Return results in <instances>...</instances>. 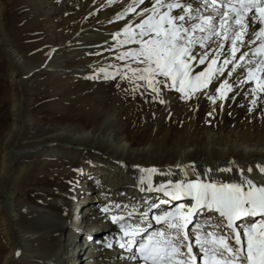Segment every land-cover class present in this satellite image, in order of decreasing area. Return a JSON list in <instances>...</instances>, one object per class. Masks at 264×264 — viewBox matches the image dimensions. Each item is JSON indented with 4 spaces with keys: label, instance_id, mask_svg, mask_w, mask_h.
Segmentation results:
<instances>
[{
    "label": "bare ground",
    "instance_id": "6f19581e",
    "mask_svg": "<svg viewBox=\"0 0 264 264\" xmlns=\"http://www.w3.org/2000/svg\"><path fill=\"white\" fill-rule=\"evenodd\" d=\"M32 1L20 5L17 12L28 36L38 44L31 57L24 58L8 43L6 34H2L4 24L9 35L13 31L7 1L0 0V15L3 17L0 20V45L10 61L11 80L20 81L18 67L32 61L45 69L61 68L66 70L61 80L65 99L80 106H91L98 112L64 113L57 121L54 136L57 138H46L48 144L34 153L48 157L58 155L64 159L69 156L79 158V168L74 166L68 173L51 171L52 167L58 169L59 166L51 164L50 168L49 161L44 164L47 167L42 173H29L24 166L19 167L17 156L13 154L15 166L5 179L3 190L0 182V196L5 200H0V264H137L128 259L129 250L115 243L122 233L111 216H124L127 223H139L138 213L145 208L149 210L150 200L157 193V184L167 180L195 179L196 174L202 179L210 177L238 182L241 175L238 169L257 183L264 181V174L256 167L264 165V103L259 108L254 103L247 105L245 102L252 97V85L237 84V78H243L242 67H238L231 77L227 75V68L218 74L233 85L223 100L215 93L219 78L207 90L208 95H217V101L210 106L211 116L205 110L209 100L203 91L190 100H181L178 92L168 88L162 89L160 98L153 99L155 94L150 90L143 87L134 90V86L128 80H121L119 75L104 79L103 73L97 72L100 68L111 71L112 67L125 63L117 56L119 51L131 45L116 49L112 45L115 42L113 35L124 23L129 19L138 22L131 13L123 20L115 18L130 0ZM187 3L190 2L187 0ZM202 3L200 0L191 4L196 9ZM201 11L205 15L211 14V9ZM39 23L44 29H39ZM257 28L258 25L250 26L249 33ZM59 29L63 30L62 33L58 32ZM48 30L54 36L58 35L52 48H45V41L41 39L42 34L49 33ZM212 39L217 38L213 36ZM228 44L225 41V49L217 54L220 57L218 63L227 54ZM207 47L214 46L209 42ZM240 47L242 52L249 49L248 45ZM196 51L199 53L201 49L197 46ZM213 54L209 52V58ZM94 74L96 78H92ZM15 88L17 91V85ZM256 99L264 100V93L258 94ZM14 101V126L8 129L6 144L24 138L19 127L25 120L18 110L19 101L16 98ZM220 107L221 110L213 112ZM229 161L233 163L229 165ZM178 164L189 166L186 167L188 175L176 167ZM149 167L157 169L152 173V190L148 189L147 181L140 180L141 175H146L140 169ZM228 167L232 171H220ZM0 170L2 179L8 172L6 157L0 160ZM85 171L92 176H84L83 187L79 179ZM22 190L23 194H20ZM94 191L105 198L104 203L93 204L99 207L95 211L87 204L82 206L83 200L94 197ZM158 193H161V199L165 198L162 192ZM179 202L191 201L184 197ZM176 203L162 210L174 207ZM105 205L110 208L109 213L102 211ZM125 205H128L127 209ZM133 207L136 213L129 218L127 213ZM71 213L72 225L68 222ZM210 215L212 223H222L218 214ZM206 218L201 213L199 222L204 223ZM79 222L94 224L97 230L106 226L112 228L98 234L96 229L82 232L73 226Z\"/></svg>",
    "mask_w": 264,
    "mask_h": 264
},
{
    "label": "snow or ice",
    "instance_id": "6c2138e0",
    "mask_svg": "<svg viewBox=\"0 0 264 264\" xmlns=\"http://www.w3.org/2000/svg\"><path fill=\"white\" fill-rule=\"evenodd\" d=\"M201 9H211V14L205 15ZM129 13L138 22L129 19L124 23L113 35L112 45L113 49L131 45L117 56L125 63L109 66L111 71L97 69L104 79L119 75L134 90L140 87L150 90L155 94L153 99L160 98L162 89L171 88L180 94L181 100H190L203 91L215 103L217 95L223 100L233 89L218 74L227 68V75L231 77L242 67L243 78H237V84L251 83L253 102L258 94L264 93V0H203L196 9L187 0H130L115 18L123 20ZM255 25L258 28L249 33V27ZM213 36L217 39L213 40ZM225 41L229 42L227 54L218 63L217 54L225 49ZM209 42L214 47H207ZM241 45H248V51L242 52ZM197 46L201 49L199 53ZM209 52L215 54L209 58ZM92 78H96L95 74ZM217 78V95H208L207 90ZM232 163L229 161V165ZM176 167L188 175L186 167L189 166L178 164ZM256 167L264 174V165ZM220 171L230 172L232 168ZM238 171L241 173L238 182L202 179L196 174L195 179L157 184L155 191L168 198L161 205L177 203L153 213L145 208L138 215L141 221L150 217L156 225L164 227L149 226L146 231L140 223H127L124 216L112 215L111 220L119 224L122 233L115 243L129 250L128 259L137 264H264V181L257 183L245 176L243 170ZM140 172L146 174L141 175V182L147 181L148 189L152 190V173L157 169L141 168ZM184 197H189L191 202L180 203ZM124 207L127 209L128 205ZM151 207L157 209L158 205L153 203ZM102 211L109 213L110 208L105 205ZM134 213L135 207L127 216L131 218ZM201 213L207 217L204 223L199 222ZM212 213L218 214L221 224L212 223ZM249 217L259 219L244 223ZM190 222H193L191 232L188 231ZM221 228L227 231L222 232ZM193 245L199 249V256L194 254Z\"/></svg>",
    "mask_w": 264,
    "mask_h": 264
},
{
    "label": "rangeland",
    "instance_id": "374dc122",
    "mask_svg": "<svg viewBox=\"0 0 264 264\" xmlns=\"http://www.w3.org/2000/svg\"><path fill=\"white\" fill-rule=\"evenodd\" d=\"M7 1V9L9 11V15L12 20L10 22L11 29L13 34L9 35L8 30L5 28V24L3 25V33L6 34V39L8 43L16 48L19 51V54L23 55L24 58H30V54L38 48V44L35 42L34 39L30 38L27 34V30L24 24L19 21V16L17 14L18 7L22 4L27 2L32 3V0H6ZM195 1V0H194ZM194 1H189L190 3L194 4ZM196 0L195 2H197ZM3 17L0 15V20ZM41 24L39 23V26ZM39 29H44V25H41ZM63 30L59 29L58 32L62 33ZM49 33H44L41 35V39L45 41V48H52L54 47L53 42H55L56 37L53 33L48 30ZM0 34V36H2ZM25 67V68H22ZM18 69L21 72V82L15 80L17 85V91L15 88L14 80H11L10 76V61L8 56L4 55V51L2 46L0 45V160L3 157L7 159V175L2 176L0 179L2 190H3V183L6 177L12 174V168L14 165V156L15 154L17 157V163L20 166H24L27 172H38V174L42 173V169L46 168L44 164L49 163L50 161V168L51 164H56L59 166L58 169L56 167H52L51 171H58L61 170L63 173H68L74 169L73 167H80L81 160L79 158H71L70 156L66 159L61 158V156L53 155V156H45L40 154H34L37 152L41 146L44 144H48L45 140L46 138H51L54 140V137L57 133V121L61 115L66 112H72V114H77L78 112H98L97 109L92 108L91 106H80L79 103H69L68 99H65L64 89L62 87L61 80L64 79L62 73H65L66 70H61V68H49L45 69L42 65L37 62H31L27 65L24 64L19 66ZM56 70V71H55ZM60 70L59 72H57ZM33 72V73H32ZM15 85V86H14ZM63 89V90H62ZM45 95V97L43 96ZM250 97V96H249ZM19 101L18 110L22 114L23 120H25L24 125L22 121L20 122L19 131L22 132L21 141L14 140L13 143L6 144L7 134L9 127H13V112L14 110V99ZM35 99L34 102L32 100ZM247 105H251L254 103L259 108L264 103L263 99H255L253 102L252 97L248 98L246 101ZM243 102V103H245ZM214 105L212 101H208L207 105H205V110L207 112H212L210 106ZM222 106V104H218ZM179 106V105H178ZM208 107V108H207ZM179 108V107H178ZM179 110V109H178ZM221 110V107L213 112H218ZM165 112V109L162 111ZM32 120V121H31ZM34 120V121H33ZM23 127V128H22ZM12 142V141H11ZM50 143V142H49ZM7 148V149H6ZM57 161V162H56ZM35 166V168H34ZM17 167H15L16 169ZM14 169V170H15ZM1 171V170H0ZM42 171V172H41ZM68 171V172H67ZM40 172V173H39ZM88 171H85L83 175L79 179V184L84 187V176H92L87 174ZM16 175V174H14ZM93 178V177H92ZM92 178H89L92 180ZM94 185V183L92 184ZM81 186V187H82ZM20 194H23V190ZM94 197H88L84 201V206L87 204L90 208L95 209L99 208L97 205H93L94 203H104L105 198L99 197L97 192L94 191ZM5 201L4 198L0 200ZM161 193H156L150 203L157 204L158 208L153 209L150 205L148 212L151 213L152 211L157 212L166 208L167 206L173 204L177 201H172L170 204L161 205L160 202L167 200L168 198L165 197L161 199ZM93 206V207H92ZM84 207H82L83 209ZM72 213L68 217V222L72 225ZM150 218V217H149ZM256 218H246L247 222H252ZM245 219V220H246ZM71 221V222H70ZM79 221V220H76ZM149 221V219L147 220ZM146 223V221H140L139 223ZM77 225L76 223L73 226L78 227L81 231H90L93 232L96 228H94V224L91 225L89 222L81 223ZM82 227V228H81ZM112 227L106 226L96 229V234L100 232H109ZM80 257L83 255L80 253ZM84 257H82L83 259Z\"/></svg>",
    "mask_w": 264,
    "mask_h": 264
}]
</instances>
